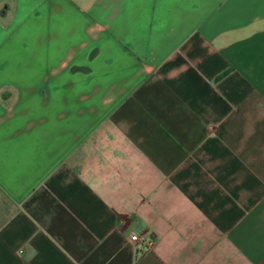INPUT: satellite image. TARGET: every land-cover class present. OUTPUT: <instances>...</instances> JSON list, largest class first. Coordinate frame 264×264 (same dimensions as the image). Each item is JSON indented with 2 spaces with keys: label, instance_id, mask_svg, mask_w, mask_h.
Here are the masks:
<instances>
[{
  "label": "crops",
  "instance_id": "0c3cea01",
  "mask_svg": "<svg viewBox=\"0 0 264 264\" xmlns=\"http://www.w3.org/2000/svg\"><path fill=\"white\" fill-rule=\"evenodd\" d=\"M0 264H264V0H0Z\"/></svg>",
  "mask_w": 264,
  "mask_h": 264
},
{
  "label": "built area",
  "instance_id": "2783aa9c",
  "mask_svg": "<svg viewBox=\"0 0 264 264\" xmlns=\"http://www.w3.org/2000/svg\"><path fill=\"white\" fill-rule=\"evenodd\" d=\"M128 238L132 240L135 244L136 249L141 250L142 248L151 249L154 247L156 242V237L154 235H144V234H129Z\"/></svg>",
  "mask_w": 264,
  "mask_h": 264
}]
</instances>
